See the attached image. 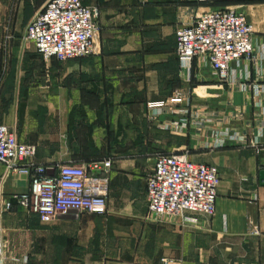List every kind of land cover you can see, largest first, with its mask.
I'll list each match as a JSON object with an SVG mask.
<instances>
[{
	"label": "crops",
	"instance_id": "0c3cea01",
	"mask_svg": "<svg viewBox=\"0 0 264 264\" xmlns=\"http://www.w3.org/2000/svg\"><path fill=\"white\" fill-rule=\"evenodd\" d=\"M4 1L9 26L0 32L10 53L0 58V124L36 146L35 164L51 175L60 165L112 167L106 215L71 212L46 223L14 199L29 192L30 177L0 164V264H264V0H216L254 28L253 59L234 64L229 83L204 58L182 66L177 56L181 21L211 3L81 0L99 13L96 53L49 68L24 38L49 0ZM162 101L190 106L186 129L162 128L179 116L149 119L147 104ZM185 152L218 168L216 215H187L196 223L149 216L157 157Z\"/></svg>",
	"mask_w": 264,
	"mask_h": 264
},
{
	"label": "built area",
	"instance_id": "2783aa9c",
	"mask_svg": "<svg viewBox=\"0 0 264 264\" xmlns=\"http://www.w3.org/2000/svg\"><path fill=\"white\" fill-rule=\"evenodd\" d=\"M213 3L216 0H198ZM98 10L85 6L81 0H49L45 8L27 25L25 40L49 66L56 60L65 63L88 58L96 53L94 39L99 30ZM176 31L177 56L182 66L196 58H204L221 83L231 81L230 71L241 60L254 56V28L247 16L234 9L214 8L181 21ZM174 98L173 102H181ZM149 119L156 121L164 115L179 116L178 122H164L165 130L183 131L187 128L190 106L171 109L167 102L147 104ZM228 117L223 116L227 122ZM37 148L20 143L7 125L0 124V164L19 175L30 177V190L16 195L19 205L40 216L43 222L55 221L71 212L106 215L112 162L94 161L86 166L60 165L51 175L43 165L35 164ZM221 178L218 168L190 161L189 152L160 155L147 179L149 216L158 220L181 219L196 223L187 215L214 217ZM6 208L10 210L11 204ZM0 212V260L6 258L7 241Z\"/></svg>",
	"mask_w": 264,
	"mask_h": 264
},
{
	"label": "rangeland",
	"instance_id": "374dc122",
	"mask_svg": "<svg viewBox=\"0 0 264 264\" xmlns=\"http://www.w3.org/2000/svg\"><path fill=\"white\" fill-rule=\"evenodd\" d=\"M4 5H5V1L0 0V10L1 9L3 10V8H5ZM211 6H213L214 8L218 7V5H216V4H211ZM225 9H234V10L238 11V9L232 8V7H228ZM238 12H240V11H238ZM7 26H9L7 18L0 15V31L3 27H7ZM2 36H3V34L0 32V58H4V57L6 58L8 56V52L10 53V51L4 46L5 42H4ZM51 64L48 66L49 68H51ZM49 68H47V69H49ZM0 71L4 72L3 68L0 67Z\"/></svg>",
	"mask_w": 264,
	"mask_h": 264
},
{
	"label": "trees",
	"instance_id": "16d2710c",
	"mask_svg": "<svg viewBox=\"0 0 264 264\" xmlns=\"http://www.w3.org/2000/svg\"><path fill=\"white\" fill-rule=\"evenodd\" d=\"M211 4H216V5H218V7H216V8H226L225 6H223L224 4H222V2L214 1V2L211 3ZM211 4H210V5H211Z\"/></svg>",
	"mask_w": 264,
	"mask_h": 264
}]
</instances>
